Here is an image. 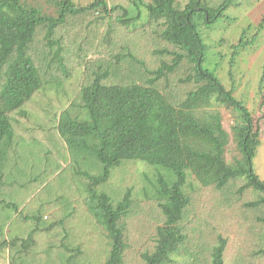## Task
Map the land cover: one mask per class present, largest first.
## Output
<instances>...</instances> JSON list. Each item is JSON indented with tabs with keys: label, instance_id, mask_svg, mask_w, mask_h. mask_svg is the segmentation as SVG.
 Here are the masks:
<instances>
[{
	"label": "rangeland",
	"instance_id": "1",
	"mask_svg": "<svg viewBox=\"0 0 264 264\" xmlns=\"http://www.w3.org/2000/svg\"><path fill=\"white\" fill-rule=\"evenodd\" d=\"M95 1L73 0L80 6ZM104 1L110 8L122 6L126 11H116L110 17L93 12L69 16L53 37L58 44L50 48L41 29L31 47L46 83L21 112L12 116L17 132L0 185V243L31 238L33 244L24 247L20 241L12 248L0 245V264H105L108 260L112 240L90 211L89 181L84 176L85 172L98 176L101 164L88 152H73L58 129L65 113L81 122L88 119L81 91L97 72L108 69L104 82L110 85H153L175 104L207 84L186 83L195 74L194 65L187 60L175 72H164L158 79L157 71L163 64L171 63L174 54L184 52L160 40V26L120 23L118 18L124 13L135 17L137 9L143 18L147 16L145 7H137L135 0ZM188 1L177 0L178 8ZM223 2L204 0L214 9ZM33 4L42 7L44 14L58 17L51 2L35 0ZM199 28L208 46L204 66L251 112L254 128L260 131L261 145L254 166L264 180V0H234L217 23L202 22ZM243 35L249 45L236 50ZM58 48L62 49L60 57L52 61L50 49ZM150 79L157 81L149 84ZM207 109L220 115L229 135L227 159L239 158L235 131L243 123L241 113L216 98ZM160 173L165 178L170 175L168 170L158 171L148 163L124 161L98 188L110 196L115 207L127 193L131 196L128 214L119 221L127 244L123 264H148L145 256L155 250L157 229L166 220L159 201L153 197ZM230 185L224 194L201 186L193 174L187 175L189 205L181 222L187 241L169 264H209L220 239L226 240L224 264H264V204L246 205L262 195L250 190L239 194L244 181ZM145 190L153 191L149 199L143 194ZM38 216L42 217L39 223L35 221ZM77 250L80 253L75 255Z\"/></svg>",
	"mask_w": 264,
	"mask_h": 264
},
{
	"label": "trees",
	"instance_id": "2",
	"mask_svg": "<svg viewBox=\"0 0 264 264\" xmlns=\"http://www.w3.org/2000/svg\"><path fill=\"white\" fill-rule=\"evenodd\" d=\"M34 1L0 0V185L5 174L4 163L11 157L9 147L17 132L12 116L21 112L46 83L45 75L31 53L39 30L44 31L43 40L53 48L58 44L53 37L69 16L93 12L110 17L116 11H126L122 6L110 8L104 0L87 6L76 5L73 0H47L57 8L58 17L55 18L44 14L42 7H36ZM134 3L137 7L144 6L147 16L143 18L141 10L137 9L135 17L124 13L121 19L118 18L121 24L160 26V40L184 52L174 54L171 63L163 64L157 71V78H161L164 72H175L187 60L194 65L195 74L189 76L186 83L207 84L190 92L185 101L175 104L153 85L105 83L108 78L106 69L97 72L95 79L82 88L81 101L88 119L81 122L65 113L59 120L58 129L73 152L78 155L88 152L101 164L98 176L86 172L84 176L89 181L90 211L112 240L105 264H123L127 244L119 221L128 214L132 203L130 193H127L115 207L110 196L100 193L98 188L108 182L112 169L124 161L144 162L158 171L168 170V178L158 174L155 193L145 190L143 194L149 199L153 192L166 218L157 229L155 250L151 255L147 254L145 260L148 264H169L187 241L181 222L189 205L185 192L188 174H193L201 186L213 187L224 194L230 184L244 181L239 194L250 190L262 195L246 205L258 207L264 204V180L260 179L254 166L261 135L259 129L254 128L251 112L225 89L213 71L204 66L208 46L199 24L217 23L233 6L234 0H224L216 9L208 7L204 0H189L182 9L178 8L177 0H151L148 3L135 0ZM244 35L236 50L249 45ZM61 51V48L50 49L52 61L60 57ZM156 81L150 79L149 84ZM213 98L228 103L242 116L243 123L235 131L239 158L234 157L232 161L226 157L229 135L220 115L207 109ZM41 219L38 216L35 221L39 223ZM31 240L14 239L0 245L12 248L21 241L27 247L33 244ZM225 247L226 240L220 239L210 254L209 264H224ZM79 253L77 250L75 255Z\"/></svg>",
	"mask_w": 264,
	"mask_h": 264
}]
</instances>
